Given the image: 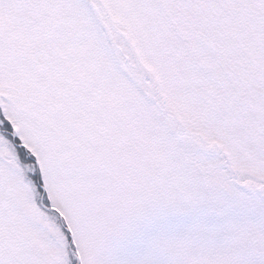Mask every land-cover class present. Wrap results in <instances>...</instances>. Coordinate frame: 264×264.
I'll return each mask as SVG.
<instances>
[{
    "label": "snow or ice",
    "instance_id": "obj_1",
    "mask_svg": "<svg viewBox=\"0 0 264 264\" xmlns=\"http://www.w3.org/2000/svg\"><path fill=\"white\" fill-rule=\"evenodd\" d=\"M0 264H264V0H0Z\"/></svg>",
    "mask_w": 264,
    "mask_h": 264
}]
</instances>
